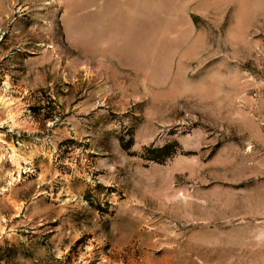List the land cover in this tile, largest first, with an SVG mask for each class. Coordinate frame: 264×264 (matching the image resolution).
Returning a JSON list of instances; mask_svg holds the SVG:
<instances>
[{"label":"rangeland","instance_id":"374dc122","mask_svg":"<svg viewBox=\"0 0 264 264\" xmlns=\"http://www.w3.org/2000/svg\"><path fill=\"white\" fill-rule=\"evenodd\" d=\"M264 0H0V264H264Z\"/></svg>","mask_w":264,"mask_h":264},{"label":"built area","instance_id":"2783aa9c","mask_svg":"<svg viewBox=\"0 0 264 264\" xmlns=\"http://www.w3.org/2000/svg\"><path fill=\"white\" fill-rule=\"evenodd\" d=\"M250 97L254 103H261L264 107V79L250 92Z\"/></svg>","mask_w":264,"mask_h":264}]
</instances>
